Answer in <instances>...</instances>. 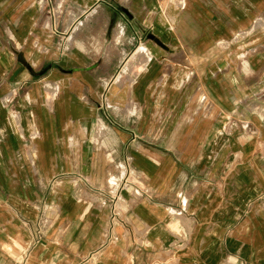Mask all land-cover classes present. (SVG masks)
<instances>
[{
  "label": "crops",
  "instance_id": "crops-1",
  "mask_svg": "<svg viewBox=\"0 0 264 264\" xmlns=\"http://www.w3.org/2000/svg\"><path fill=\"white\" fill-rule=\"evenodd\" d=\"M263 11L0 0V264H264Z\"/></svg>",
  "mask_w": 264,
  "mask_h": 264
},
{
  "label": "rangeland",
  "instance_id": "rangeland-1",
  "mask_svg": "<svg viewBox=\"0 0 264 264\" xmlns=\"http://www.w3.org/2000/svg\"><path fill=\"white\" fill-rule=\"evenodd\" d=\"M223 48V56L227 59H236L239 61L240 68L246 71L245 64L255 59L264 62V11L254 20L249 28L238 29L232 35L224 36L218 41ZM248 61V62H247ZM159 78L158 90L160 98L158 99L159 107H166V98L162 97L163 91H166V68H163ZM188 73H192V68ZM209 105V100L207 99ZM161 117V116H160ZM165 118V117H164Z\"/></svg>",
  "mask_w": 264,
  "mask_h": 264
}]
</instances>
